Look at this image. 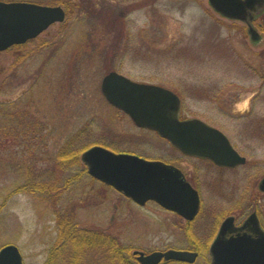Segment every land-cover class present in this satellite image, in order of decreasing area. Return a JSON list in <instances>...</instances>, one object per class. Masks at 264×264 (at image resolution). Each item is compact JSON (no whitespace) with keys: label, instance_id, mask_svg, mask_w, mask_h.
<instances>
[{"label":"rangeland","instance_id":"rangeland-1","mask_svg":"<svg viewBox=\"0 0 264 264\" xmlns=\"http://www.w3.org/2000/svg\"><path fill=\"white\" fill-rule=\"evenodd\" d=\"M31 1L61 2L66 16L0 51V247L17 245L24 264H138L134 250L185 247L175 214L154 202L139 206L80 173L79 155L93 144L147 158L176 156L102 97L101 79L115 70L180 94L184 115L209 121L247 154L252 183L264 173V138L253 135L258 129L246 131L264 119V11L253 16V40L246 23L221 17L208 0ZM18 136L33 144L13 145ZM72 150L77 164L58 171L55 154ZM240 171L215 172L210 180L215 218L240 217ZM32 175L42 184L60 178L58 193L23 188ZM259 205L264 214V196ZM70 230L77 233L69 237ZM86 230L102 246L82 250Z\"/></svg>","mask_w":264,"mask_h":264},{"label":"water","instance_id":"water-1","mask_svg":"<svg viewBox=\"0 0 264 264\" xmlns=\"http://www.w3.org/2000/svg\"><path fill=\"white\" fill-rule=\"evenodd\" d=\"M208 3L221 17L246 23L253 40L259 38L252 19L264 10V0H208ZM63 19L60 6L0 0V51L34 38L53 22ZM99 87L103 97L128 114L136 126L156 131L181 151L210 156L215 163L226 166L244 160L217 128L198 119L179 120V98L171 90L135 82L116 71L104 75ZM79 160L89 175L137 204L153 200L188 218L196 212L197 192L173 165L114 152L100 145L86 148ZM256 222L253 214L240 225L233 224L232 215L223 219L210 245V264H264V230ZM135 252L140 264H158L161 259L192 262L196 256L194 252L172 248L148 254ZM0 264H24L17 245L5 244L0 248Z\"/></svg>","mask_w":264,"mask_h":264},{"label":"flooded vegetation","instance_id":"flooded-vegetation-1","mask_svg":"<svg viewBox=\"0 0 264 264\" xmlns=\"http://www.w3.org/2000/svg\"><path fill=\"white\" fill-rule=\"evenodd\" d=\"M62 4L63 3L61 2L56 3V5L61 6L66 13V8L65 6H62ZM68 4L71 5V3L69 2ZM176 94L181 100L182 98L180 97V94ZM178 114L179 120L186 121L187 119H199L210 126L209 121L206 122L198 116H186V114L184 115L181 112V108L179 109ZM263 120L264 119H262V117L252 120L246 125V131H256V129H258V134H252L257 136L258 139L264 138ZM161 139L168 143V145H170L167 140H165L164 138ZM233 147L235 148L234 145ZM170 149L172 150L174 156L176 155L175 159L171 157L156 158L164 161L165 163L175 166L181 172L184 180L197 192L198 195V207L196 209V212L192 216H190V218L182 214L179 215V213L177 212L161 207L164 211L175 214L176 217H178V223L176 224L180 230V238H183L187 245L185 247L176 249L187 250L196 253V256H194L195 258L192 262L184 261L182 263L194 264L196 260L205 257L210 264V243L216 235L222 220L226 217L232 215L234 219L233 224L240 225L248 218L249 215L253 214L257 221L256 223H258L259 227L264 230V214L259 205L260 199H262V196H264V173L261 174L258 179H255V181H252V183L250 182L252 177L247 179V176L249 174L246 172V166L251 161L249 160V157L246 153H243L241 151L238 152V150L235 148L238 154L243 157L244 160L241 161L240 164L234 166H226L215 163L210 159V156L202 157L188 154L172 145H170ZM257 162L255 161L253 163L255 164ZM237 167L241 169L240 203L238 205V208H240L241 210L239 213L240 217L237 219V216L235 214L229 213L226 214L223 218H215V215H213L214 208L210 203V180H217V178L215 177L216 174H214L215 172L220 173L225 170L235 169ZM248 190H251L249 196L247 194ZM205 193H207V196L204 195ZM212 231H215V233L214 235H212L213 237L210 240L209 235L212 234Z\"/></svg>","mask_w":264,"mask_h":264},{"label":"trees","instance_id":"trees-1","mask_svg":"<svg viewBox=\"0 0 264 264\" xmlns=\"http://www.w3.org/2000/svg\"><path fill=\"white\" fill-rule=\"evenodd\" d=\"M3 127H4V125H3ZM14 134H16V133H14ZM27 136H28V139H29V133H27ZM20 138H21L20 136H18L17 139L15 138L17 143L11 141L12 144L16 145V146H20L23 143V145H26V147H29V146H31L33 144V143H30V142L28 143L27 142L28 140L26 141L27 142V144H26L25 142H23L24 140L23 139L21 140ZM3 144H5L4 141H0V145H3ZM36 144H38V142ZM55 156H56V160L55 161L58 162V167H60L58 171H66L71 166H75L77 164V160H76L77 159V150H72V151H70V152H68L66 154H64V153L60 154L59 152H57V154H55ZM81 170L85 172L84 168L79 170L80 173H81ZM63 174H64V172H63ZM39 179H41V176L32 175L31 181L26 182L27 184H24L23 188H28L29 189L30 187H32L33 191H36V189H40L39 187H37L38 185H43L42 187L40 186L41 189H42L41 193H43L45 195H47V193L49 194L52 191H55L54 194L58 193L57 190L61 186L60 178H56L54 181H52L54 183L44 181V182H46L44 184H42V180H39ZM67 180H69V179H67ZM67 180H65L64 183H67L68 182ZM31 183H32V185H30ZM68 215H70V212H68ZM63 218H64L65 225L67 224L66 228L68 227V229H71L72 228V223H73L72 222L73 218L69 219L67 217V212H66V214H65V216ZM80 232H82V233H80L79 236H81L83 238V240H84V241H82L84 243V246H83L82 250H86V249L89 250L90 247L91 248H97L99 245L102 246V244L100 242L96 241L97 239L93 237V235H95V234L90 233L87 230L86 231H80ZM76 233L77 232L74 231V230H70V231L67 232L69 237L70 236L72 237L73 234H76ZM67 234H66V236H67ZM82 234H83V236H82ZM90 236H91V238H89ZM97 236H100L99 240H101L102 234H100L98 232ZM69 241H72V238ZM70 243H72V242H70Z\"/></svg>","mask_w":264,"mask_h":264}]
</instances>
